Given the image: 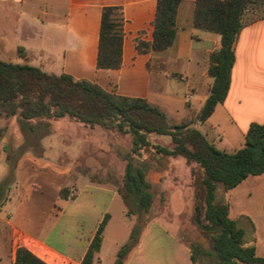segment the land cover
I'll use <instances>...</instances> for the list:
<instances>
[{"label": "crops", "instance_id": "crops-1", "mask_svg": "<svg viewBox=\"0 0 264 264\" xmlns=\"http://www.w3.org/2000/svg\"><path fill=\"white\" fill-rule=\"evenodd\" d=\"M1 5L9 12L21 5L24 19L16 29L18 40L23 43L13 46L24 50L22 65L88 81L110 94L146 100L161 110L171 124L196 118L210 95L213 78L208 74L209 57L219 49L221 38L194 27L196 0H183L180 4L173 45L163 52L147 53H139L137 44L153 43L157 0H0ZM105 7H120L125 21L122 64L115 70L97 67ZM262 12L264 6L255 15ZM8 15L7 18L11 14ZM5 19L0 16V49L12 45L7 43ZM252 124H264V17L241 31L228 95L198 128L216 148L234 153L244 146ZM21 125L36 135L45 131L41 136L45 151L38 156L29 146L31 152L20 158L12 171V183L4 186L7 195L3 187L0 264H15L16 251L22 247L46 264H83L106 215L109 220L100 250L91 264H114L136 224L135 218L127 215L116 188L82 178L76 183L78 193L74 198L53 200L32 161L42 160L38 166L59 173L64 182L61 185L67 186L73 171L68 159L82 154L83 146L98 154L100 145L89 138L74 141L75 147L69 145L72 142L66 143L63 133L67 119L41 123L35 128ZM92 159V163L96 162ZM90 168L94 170V165ZM9 175L0 147V187ZM224 196L230 206L229 217L244 229L246 239L255 245L256 255L264 258V175L249 176ZM100 198H104L103 204ZM116 201L120 202L121 217L128 225L122 221L119 229L110 233L114 222L110 208ZM125 264L198 263L192 261L190 247L173 227L157 216L146 225Z\"/></svg>", "mask_w": 264, "mask_h": 264}, {"label": "trees", "instance_id": "trees-1", "mask_svg": "<svg viewBox=\"0 0 264 264\" xmlns=\"http://www.w3.org/2000/svg\"><path fill=\"white\" fill-rule=\"evenodd\" d=\"M183 0H157L153 22L154 40L151 45L138 42L139 53L163 52L171 47L176 37V15ZM264 0H196L194 27L218 34L220 47L209 57L208 74L213 78L210 95L196 118L171 125L166 115L146 100L121 97L104 91L96 84L75 80L71 76H55L41 69L6 62L0 59V117L8 110L19 115L21 121L69 117L91 126L110 129L119 122L132 137V154H127L123 191L125 205H130L137 215L128 242L120 249L114 264H125L131 250L137 245L146 225L154 218L155 195L147 181L145 171L139 167L135 151L149 145L148 136L170 139L173 148L160 149V154L181 157L194 163L201 173L202 209L194 207L197 225L206 234L211 245L210 254L216 264H264L256 255L255 245H246L242 227L229 217L230 206L218 200V193L235 189L249 176L264 175V124H252L244 146L234 153L216 148L208 141L198 126L222 104L230 89L235 63V46L245 25L259 20L257 15L247 20L248 14L258 13ZM124 16L120 7L102 10L99 69H119L122 64ZM193 173V172H192ZM0 187V207L4 201ZM130 210V209H129ZM132 212H128L130 216ZM202 217L199 218V216ZM148 217L152 219L148 220ZM109 220L106 215L82 261L91 264L100 250L102 234ZM192 251V250H191ZM192 261L196 263L192 251ZM15 264H46L25 248L16 251Z\"/></svg>", "mask_w": 264, "mask_h": 264}, {"label": "rangeland", "instance_id": "rangeland-1", "mask_svg": "<svg viewBox=\"0 0 264 264\" xmlns=\"http://www.w3.org/2000/svg\"><path fill=\"white\" fill-rule=\"evenodd\" d=\"M1 6L0 16L6 17L5 32L8 35L7 43L12 45L0 49V59H9L6 62L20 64L24 56V50L20 47L15 50L13 44L17 42L19 44L23 43V41L18 40L17 34L19 33L18 29H16L19 26V21L24 19L23 11L21 5L13 8V12L5 11L3 8L7 7ZM8 13L11 14L9 18H7L9 16ZM263 13L257 15H263ZM257 15L248 14L246 19L250 20ZM14 51H16V55ZM58 119H67L68 125L64 127L65 133H63L65 138H67L65 139L66 143L72 142L69 145L75 147L74 141H82L83 138H86V140L89 138V140H94L95 144L98 143L100 147L98 154H92L91 150L89 151L86 146H83L82 154L68 159V162L73 165V171L68 177L69 185L67 186L61 185L64 182L59 173L42 170L38 166L43 163L42 160L38 158L32 159L37 164V173L41 182L45 184L47 195L51 192L53 200L64 196L74 198L78 193L76 183L83 178L87 181L93 180L101 184L112 185L122 199L120 192L124 193L123 184L127 166L125 158L127 154H132L133 147L129 130L119 122H113L114 124L110 129H106L101 125L91 126L84 124L69 117L33 119L25 122L20 120L19 115H12L11 111L8 110L0 117V147L5 154V163L10 171L8 183H12V171L20 158L31 151L38 156L43 155L45 151L44 138L41 137L45 134V131L36 135L34 131L24 128L21 124L26 123L35 128L39 127L41 123L50 124V122ZM51 129L53 130V128ZM148 140L149 145L137 149L135 156L139 160V167L145 171L146 179L151 184V191L155 195L154 217H161L168 225L173 227L179 238L193 251L198 264H216L218 260L210 254L211 245L207 234L197 225V214L194 210L195 206L202 209L203 190L200 170L194 163H187L181 157H166L160 154L159 150L162 148L169 150L173 148L169 138L150 135ZM85 144H88V142ZM29 146H33L34 149L30 151ZM92 158L96 162L92 163ZM91 164L94 165V170L90 168ZM44 165L42 164V166ZM4 191L7 195L6 187H4ZM100 200L101 204H103L104 198H100ZM218 200L222 203L226 202L222 191L218 193ZM125 206L127 213L129 211L132 212L130 217H134L137 223V215L134 213L133 207H130V205ZM110 213L113 215L114 222L109 232L114 233L119 229L120 222L123 221L119 201L112 205ZM150 219L152 217H148V220ZM124 224L125 226L128 225L127 222H124ZM245 241L246 245H251L249 240L245 239Z\"/></svg>", "mask_w": 264, "mask_h": 264}]
</instances>
